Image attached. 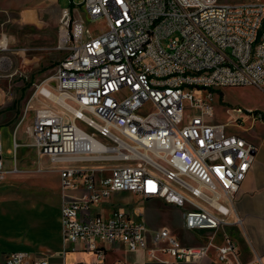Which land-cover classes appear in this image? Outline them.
I'll return each instance as SVG.
<instances>
[{
    "label": "built area",
    "instance_id": "1",
    "mask_svg": "<svg viewBox=\"0 0 264 264\" xmlns=\"http://www.w3.org/2000/svg\"><path fill=\"white\" fill-rule=\"evenodd\" d=\"M82 9L105 27L93 34ZM60 22L58 48L66 54L54 86L39 90L60 108H38L28 129L39 154L61 164L65 238L92 254L61 264H128L108 263L115 244L162 264H192L212 247L228 261L238 253L230 236L191 246L110 199L124 192L162 199L184 209L191 231L227 223L256 145L217 119L213 96L226 85L264 87V0H83L61 8ZM8 48L4 33L0 50ZM226 109L239 126L244 108ZM13 144L15 155L16 137ZM3 264L53 263L15 251Z\"/></svg>",
    "mask_w": 264,
    "mask_h": 264
},
{
    "label": "rangeland",
    "instance_id": "2",
    "mask_svg": "<svg viewBox=\"0 0 264 264\" xmlns=\"http://www.w3.org/2000/svg\"><path fill=\"white\" fill-rule=\"evenodd\" d=\"M83 0H0V36L7 34L9 48L0 50V137L4 145V157H10L14 163V138L20 145L17 148V158L24 155L34 158V183L47 184L52 189L57 188L56 170L61 164L50 161L48 156L39 157V152L32 145L34 140L29 132L38 108L46 105L60 108L39 93L43 86L53 87L58 62L66 52L58 48L60 36L61 8L80 5ZM219 2L241 3L248 0H218ZM84 22L93 34L105 27V19L91 20L84 10ZM222 91V94H221ZM215 112L218 120L227 124L228 131L238 134L249 133L246 129L251 121L247 117L249 107L264 112V87L256 85H226L216 90L213 96ZM241 106L244 114L241 116V126L231 123L237 117L232 110L226 108ZM249 116H251L249 114ZM252 117V116H251ZM253 118V117H252ZM254 119V118H253ZM263 122L264 119H259ZM258 126H256L257 128ZM255 130V127L252 126ZM42 164L45 168L40 166ZM49 165V167H47ZM41 169H45L42 172ZM110 200L121 201L122 205L136 214L142 212L149 227L157 228L168 225L186 244L200 242L195 232L183 226L182 207L166 203L162 199H145L132 192L114 195ZM95 208L97 206H94ZM221 236H215L214 241H220ZM84 255L73 253L66 262L73 263ZM119 255L129 261L141 260L140 253L126 250L111 253L109 257Z\"/></svg>",
    "mask_w": 264,
    "mask_h": 264
},
{
    "label": "crops",
    "instance_id": "3",
    "mask_svg": "<svg viewBox=\"0 0 264 264\" xmlns=\"http://www.w3.org/2000/svg\"><path fill=\"white\" fill-rule=\"evenodd\" d=\"M249 110L255 109L249 107L246 112L251 121L246 128L249 133L240 135L256 145L255 160L236 194L227 223L215 232L192 231L200 237V242L188 244L202 245L207 243V236H221V242L213 239V242L219 245L223 243L225 236H230L238 253L231 254L228 261H222L218 257L217 250L212 247L206 256L192 264H239L255 258H260L264 264V120L257 122L260 120L249 116ZM259 112L264 114L263 111ZM38 155L40 158L46 156ZM4 161L5 178L0 181V264H3L10 252L15 251H25L31 258H45L53 264L66 262L73 253L85 256L83 258L78 255L79 260L91 259L92 254L84 250L81 244L71 243L64 236L61 214L64 198L60 170H56L58 179L56 189L50 188L47 184L36 187L38 184L34 183V158L30 160L24 155L18 159L16 152L14 163L10 157H4ZM40 166L45 168L42 164ZM39 170L42 172L45 169L39 168ZM110 204L124 205L118 200L116 202L111 200ZM239 217H241L240 222H238ZM108 247V263L120 259L128 264H162L150 261L144 251L128 250L124 244ZM120 250L140 253L142 259L132 262L122 259L119 255L109 257L111 253L117 254Z\"/></svg>",
    "mask_w": 264,
    "mask_h": 264
},
{
    "label": "trees",
    "instance_id": "4",
    "mask_svg": "<svg viewBox=\"0 0 264 264\" xmlns=\"http://www.w3.org/2000/svg\"><path fill=\"white\" fill-rule=\"evenodd\" d=\"M221 94H222V91H221ZM255 111H257V110H255Z\"/></svg>",
    "mask_w": 264,
    "mask_h": 264
}]
</instances>
